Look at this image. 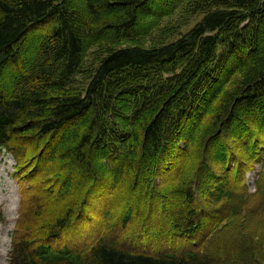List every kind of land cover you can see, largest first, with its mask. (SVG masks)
Instances as JSON below:
<instances>
[{
	"label": "trees",
	"instance_id": "16d2710c",
	"mask_svg": "<svg viewBox=\"0 0 264 264\" xmlns=\"http://www.w3.org/2000/svg\"><path fill=\"white\" fill-rule=\"evenodd\" d=\"M0 153L9 264H264V0H0Z\"/></svg>",
	"mask_w": 264,
	"mask_h": 264
},
{
	"label": "rangeland",
	"instance_id": "374dc122",
	"mask_svg": "<svg viewBox=\"0 0 264 264\" xmlns=\"http://www.w3.org/2000/svg\"><path fill=\"white\" fill-rule=\"evenodd\" d=\"M201 18H197L195 23ZM186 29V28H185ZM148 44L151 41L148 39ZM14 159L12 156L4 155L0 153V209L4 216V221L0 222V261L4 264H8L9 252L11 249V236L16 224L19 210V187L14 177ZM219 172H221V166H216ZM250 169L247 172L244 179L247 182L248 190L251 193L257 191L256 185L257 173L261 168L260 165L250 164ZM99 203L94 210L93 219L89 220V224H85V234L78 238V243L81 241H87L90 236L97 232V224L100 221V211L105 204L104 199L96 202ZM264 201L262 195L250 196L248 203L244 210L241 211V218H234L230 221V224L225 221L222 225V231L225 235H236L240 233L242 237H248L249 239H255L254 243L258 245L260 242H264ZM91 207V206H90ZM240 225V229L237 230L236 226ZM261 239V241H260ZM171 245V241L167 243V246ZM155 246V245H154ZM157 247V245L155 246Z\"/></svg>",
	"mask_w": 264,
	"mask_h": 264
},
{
	"label": "clouds",
	"instance_id": "9594fccd",
	"mask_svg": "<svg viewBox=\"0 0 264 264\" xmlns=\"http://www.w3.org/2000/svg\"><path fill=\"white\" fill-rule=\"evenodd\" d=\"M0 264H4V262L3 261H0Z\"/></svg>",
	"mask_w": 264,
	"mask_h": 264
}]
</instances>
